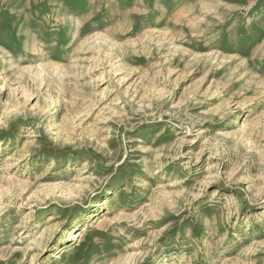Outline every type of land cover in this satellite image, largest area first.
<instances>
[{
  "label": "rangeland",
  "instance_id": "1",
  "mask_svg": "<svg viewBox=\"0 0 264 264\" xmlns=\"http://www.w3.org/2000/svg\"><path fill=\"white\" fill-rule=\"evenodd\" d=\"M0 264H264V0H0Z\"/></svg>",
  "mask_w": 264,
  "mask_h": 264
},
{
  "label": "bare ground",
  "instance_id": "2",
  "mask_svg": "<svg viewBox=\"0 0 264 264\" xmlns=\"http://www.w3.org/2000/svg\"><path fill=\"white\" fill-rule=\"evenodd\" d=\"M75 234H77V233H75Z\"/></svg>",
  "mask_w": 264,
  "mask_h": 264
}]
</instances>
